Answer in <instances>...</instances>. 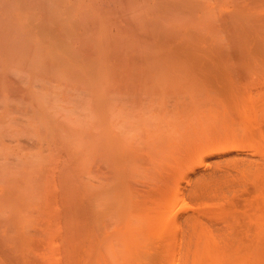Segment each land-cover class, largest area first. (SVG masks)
Segmentation results:
<instances>
[{
  "label": "bare ground",
  "instance_id": "6f19581e",
  "mask_svg": "<svg viewBox=\"0 0 264 264\" xmlns=\"http://www.w3.org/2000/svg\"><path fill=\"white\" fill-rule=\"evenodd\" d=\"M29 1L30 4L37 6L35 0ZM32 1L35 3H31ZM45 1L47 2V0ZM13 2L12 0L11 3L14 4ZM46 2L41 0L39 4L37 3L39 7H37L38 10L36 9L37 12L30 11L34 7L33 5L31 8L30 5L25 4L28 6L25 9V2L20 3L18 7H23L22 12L24 14L21 13L16 17L14 15L13 18L23 21L24 29L20 33H18L19 30L17 31V20L15 21L16 28L14 20L11 19V11L14 10L12 8H17L10 7L8 10L11 16H0V38L5 41V45L3 41L0 43L5 46L3 49L18 50L23 54L26 53L27 57L33 55V57L29 56L32 59L28 58L29 61L34 60L36 62L35 59L40 58L37 61H43V66L45 64V67L42 66L43 70L40 69L41 73L47 66L51 65L48 58L53 59L62 67L61 71L64 74L61 75L59 72L60 74L55 76L56 83L59 81V75L65 76L64 80L68 79L70 83L68 85H71L72 90L70 91L77 92V96L79 94L84 96L82 97L83 101H79V106L83 104L81 112L76 109L79 112V117L82 114L80 119L77 117L78 115H72L76 113L74 108H68L71 109L70 111L65 110V112L71 113L70 116L67 115L69 119L78 120L75 122H78L80 127L85 123L81 129L76 123L75 126L79 131L71 130V132H76L75 135L73 132L70 134V129H68V133V130L65 131L56 126V122L60 120L55 121L50 117V115H54L56 118L58 116L53 113L49 115V111H51L49 108L52 106L47 108L46 100H44L47 98V96L44 97L45 94H43L44 99H42L37 91L39 97L37 100L33 99L35 103L39 100L38 105L34 103L37 106L36 115L39 116L35 115L36 118L41 117L42 123L46 125L52 121L53 124H56L48 125L49 134L47 137L50 135V140L53 141H49L50 146L51 142L54 145V147H47L48 153L54 155L57 152L58 156H62L59 154L62 153L59 150L63 148L66 155L73 156L72 159L70 158L71 161L76 159L80 165L76 163L77 168H71L68 166L67 156H65L63 159L60 157L62 160L59 158L52 162L53 165H49V167L52 166L50 167L52 169L45 172L43 166L47 162L43 163L44 157L37 153L39 149L35 144L37 141H35L34 145L37 148L33 145L35 148H33V152L39 154V156L36 154L38 159L34 164H30L29 170H24L25 173L21 171L22 175L17 174L26 175L24 176L26 178H24V186L21 189L9 188L4 199H0V264H139L137 257H144L145 254L151 256V253L153 255L154 252L158 251L159 246L162 264H264V163H262L264 162V158H262L264 149H261L264 148L262 147L264 144L260 141L264 138L260 139L259 137L260 140H257L258 136H250L254 140L251 142L252 145L257 142L255 148L259 145L258 143L262 145H259L261 148H258L261 149L260 158L262 159L260 161L252 159L253 163L252 161L249 162L251 159L244 161V163L246 162L244 165L246 169L242 170H245L246 175L240 170L243 162L239 168L247 180L249 177L251 178L254 187L251 197L253 198L251 199L252 205H249V207L253 206V210L251 209L249 213L245 214L246 219H244L247 225L245 222L243 228L240 226L239 229L238 223L236 226L232 225L233 221L237 222L235 221L237 219L234 218H230V223L225 224L226 218L229 219L233 212L230 211L232 214L229 216L228 210L225 211L224 208L219 207L224 211L218 209L215 210L216 212L210 213L208 210L209 213H207L212 216L216 213L222 216L223 222L226 220L223 225L227 228L222 227L224 230L220 228V231L218 229L214 231L203 221L204 219L202 220L203 214L199 210L201 208H196L193 210L198 213H191V215H187L186 220L184 219L189 228L184 237L185 228H182L179 222H177L178 224L175 222V218L178 216L175 212L176 206L181 207L185 204L184 194L182 195V191L179 189V181L172 183L171 178H169L170 180L167 179V182L168 180L171 181V185L169 182V184L163 183L166 189L161 182L158 183V185L163 186L159 185L158 188H161L159 190L163 192V188L164 191L166 190V195L168 194L165 208L157 205V211L155 207L153 208L155 212L146 211L144 215L140 216V223L134 225L128 219L130 211L124 205L125 199L121 187L123 183V169L121 168L125 163L121 161L130 158L131 160L129 159L127 162L131 164L132 161L136 166L135 161H139V156L138 153H134L141 143L147 148L178 144V147L187 151L186 147H189L190 150H188L187 155L186 153L183 155V159L186 156H188L186 159H189V163L185 159L187 169L184 165L176 164L179 167L182 166L183 169L178 168V170L182 169L183 173L186 174L187 171L185 172V170L189 168V170H193L191 169L193 166L202 164L204 157L208 154L233 148V146L236 147L238 142L240 144L241 141L246 140L243 137L242 140L241 136H245V131L248 133L258 116V111H255L256 114L253 111L254 116H247L252 113L250 109V113H248L247 108L252 106L254 110L255 107L257 108V105L254 106V104L259 100L252 103V100L258 99L257 97L252 99L249 94L248 97L252 100H247L252 101L253 105L248 102L252 106L249 107L248 104H245L247 108L245 106L243 109V115H246L244 118L245 129L248 128L245 131L240 127L241 123L233 130L235 122L227 113V109L224 108L217 115L211 110L207 112V107L213 99L219 103L222 102L223 96L224 100L235 107L240 101L235 90L237 83L247 80L253 82L256 81L255 76H261V78L264 76V0H72L69 5H66L65 0H54L56 4L49 0L54 5L53 8H49L50 6L46 5L48 4ZM11 3L7 7L11 6ZM8 10L4 8V12ZM1 51L3 50L0 49ZM15 51L12 52L15 53ZM12 52L9 55L13 54L11 57L14 59L23 55L21 53L18 56V53L15 58V54ZM34 56L35 59H33ZM37 56L39 58H36ZM41 56H44V59H41ZM46 58L49 60L48 64L44 63ZM17 61L11 62L20 63ZM35 62L34 65L37 63ZM27 63L32 65L31 62ZM38 65L40 64L37 63L36 70L41 67ZM50 69L52 72L53 68ZM69 69H71L70 72ZM56 70L55 72H57ZM25 72L27 73V70ZM51 72L46 73L52 76ZM21 78L23 77L21 76ZM38 79L40 80L39 77ZM36 80L34 82H38ZM45 81L47 82V80ZM64 83L62 86L65 85ZM50 86L48 85V88ZM56 86L58 87V85ZM62 86L60 85V89L58 88L60 91L64 87ZM11 87L9 89L12 92ZM18 89L14 91L18 92L20 90ZM218 90L220 97L216 95L219 94ZM44 92L46 93L45 90ZM48 94L50 95L49 92ZM61 94L58 93L56 96L62 97L64 95V93ZM17 96L15 98L19 100L21 95ZM27 96L25 95V97ZM257 96H260L259 102L261 104L256 103L259 106H264V94ZM26 99L27 102L31 101V97ZM26 99L23 97L22 101L25 100V103ZM77 99L74 100L75 104ZM70 101L72 102V100ZM59 102L61 100L57 97L54 102L52 101V105L60 112L61 109L64 110L65 108ZM64 102L66 105H70L66 101ZM30 106L31 104L28 110L31 111ZM258 108L256 110H264V108ZM83 109H85V113H82ZM52 110L54 109L52 108ZM27 112L25 111V114ZM61 112L63 113V111ZM30 116L29 118H32ZM250 116L254 117V119L253 117L250 118V121H253L252 123L249 122L251 125L247 122ZM247 117L248 119H246ZM12 118L11 120L15 123L16 121L14 122ZM37 119L36 122H39L40 119H38L39 121ZM65 122L64 124H68ZM74 123L68 125L72 126ZM246 124L250 127L247 126L246 128ZM43 128L45 130L47 127L44 125ZM251 128L249 133L252 132ZM29 129L31 130V128ZM241 132L242 135H240ZM33 133L36 134L35 131ZM257 133L260 134L261 131ZM43 134L44 132L42 136ZM143 134L144 137L141 139L140 136ZM193 136L194 139L196 137L197 142L192 138ZM185 138H192L194 142L188 140L187 146ZM25 140L28 143V145L25 144L27 147L31 142L28 137L24 139V142ZM248 140H246L247 143L252 141L250 138ZM45 141L42 140L43 146L46 145ZM124 141H128V143L125 144ZM134 142H136V149ZM116 144H119V150H117ZM124 144L128 145V147L125 146V149L134 144L132 146L135 149L134 155L129 157L130 153H128L127 159L120 156L121 152V154L117 152L121 150L120 146ZM66 146L70 151L66 150ZM254 147L251 148L254 149ZM29 148L27 147L28 151ZM36 149L38 150L35 151ZM43 149L41 148V150ZM66 151L72 153H66ZM126 151L123 152L125 155L129 150ZM93 153L100 154L101 158L103 156L101 160L107 161L106 166L99 160V156L98 159L96 157L94 160L101 161L105 167L108 166L109 172L107 168L105 171L111 173L106 178L104 176L103 181L100 180L102 176L99 175V179L96 180L97 184L93 180V183L87 179L88 182H86L84 177L87 173L82 174L84 179L80 173L82 172L81 166L87 167L92 162ZM46 154L45 156L48 158L50 155L48 154L47 157ZM31 156H33L32 152ZM35 158L36 156L33 157V159ZM22 159L24 160V158ZM74 161L71 163L75 164ZM14 162L16 163L15 159ZM59 163L62 164L61 168L58 167ZM16 164L14 165L12 162V165L22 167L21 163ZM131 165L133 166V163ZM23 166L26 165L23 164ZM78 166L81 168L80 172L77 170ZM177 166L175 168L169 167L171 169H167L168 172L177 170ZM126 167L130 171L133 169L128 163ZM36 168L39 173H43L36 174L34 172ZM57 168H60V171L63 170L59 177L60 183L57 182ZM7 170H1L0 173ZM124 170H126L125 176L128 175L129 170ZM136 170L135 172H138ZM75 171L80 173L79 177L85 180L84 183H79L77 179H74L78 176ZM11 172L8 170L7 176L13 175ZM106 172H104L105 175ZM93 174L98 177V173L93 172ZM210 175H208L209 177L203 176V174L199 175L191 187L192 196L202 202L208 197L211 191L210 187L212 189L214 187V191L215 188L222 190V187L219 186L223 185V181V183L227 181L225 178H220L223 180L220 182L219 177L215 176V179L213 174V176ZM169 176L171 177V175ZM18 179L17 185L22 182L21 179ZM211 180H217L221 184L219 185L216 181L218 185H215L217 183L214 182V185L211 186ZM57 183L61 185V195H59ZM160 191L157 193L161 196L162 192ZM213 202H215L214 199ZM206 217L212 218L211 216ZM242 220L239 219L238 221L242 222ZM179 224L181 230L184 231L183 233Z\"/></svg>",
  "mask_w": 264,
  "mask_h": 264
},
{
  "label": "rangeland",
  "instance_id": "374dc122",
  "mask_svg": "<svg viewBox=\"0 0 264 264\" xmlns=\"http://www.w3.org/2000/svg\"><path fill=\"white\" fill-rule=\"evenodd\" d=\"M3 1H4V4H3ZM12 1V0H11ZM11 1L10 0H8V1H6V0H0V16H11V19L12 20H14V22L16 21V22H18V24H17V26H18V29H17V31L19 30V32L18 33H20L23 29H24V24H23V21H22V19H13L14 18V15H15V17L16 16H18L19 14H21V13H23L22 12V8H20V7H18V6H20V3H23V2H25L24 3V8L26 9V6L28 5H30L29 7H31L32 8V5L33 4H30V1L29 0H26V1H24V0H13L14 2V4H12L11 3ZM17 1V2H16ZM34 1V0H33ZM31 2V3H35V2ZM36 1V5L37 6H34L33 8H35V9H28V10H30L31 12H35L36 11V9L38 10V4L40 3V1L41 0H35ZM5 2H6V4H5ZM19 2V3H18ZM26 2H28V3H26ZM44 2H46L45 0H44ZM52 2H54V0H52ZM52 2L50 3L49 2V0H47V2L46 3H48V4H46V5H48V6H50L49 8H53L54 7V5L52 4ZM10 3H11V6H9V7H7V5H10ZM38 3V4H37ZM50 3V4H49ZM65 3H66V5H69V4H71L72 3V0H65ZM25 4H27V5H25ZM54 4H56V2H54ZM3 6V8L1 9V7ZM5 6V7H4ZM27 6V7H28ZM40 6V5H39ZM55 6H57V5H55ZM10 7L12 8V7H16L17 9H15V8H12V9H14V10H12L11 11V15L9 14L10 13V11L8 10V9H10ZM38 7V8H37ZM4 8H5V10H8V11H5L4 12ZM7 8V9H6ZM3 10V11H2ZM32 10H34V11H32ZM16 11V12H15ZM6 12H8V13H6ZM24 12H27L26 10H24ZM37 12V11H36ZM5 13V14H4ZM4 14V15H3ZM24 14V13H23ZM20 17V16H19ZM16 22L14 23L15 24V26H16ZM17 26H16V28H17ZM1 41H3V40H1V38H0V42ZM3 44L5 45V41H3ZM3 44H1L0 43V45H2V48H0L1 50H3V51H1L0 52V58H2V59H0V171L1 170H9V172H11V171H13V172H11V174H13V175H15L14 177H13V175H11V176H7V174H8V170L7 171H5V172H7V173H5L4 171V173H0V174H2V175H0V179H1V176H2V179L0 180V199H4V197L8 194V192H9V188H18V189H21L24 185H23V183L25 182V177L24 176H26V175H23V176H21L22 174H21V171H23V173H25L24 172V170H29L28 169V167H30V164H34L35 163V161L38 159L37 157L39 156V154H40V156H43L44 157V160L45 161H43V163H46V164H44V168H45V172H47L48 170H51L52 168H50V167H52V166H50L49 167V165H53V163L52 162H55V160L56 159H59L60 157L63 159L65 156H67L66 158H67V161H68V166H71V168L73 167L74 169H75V167L79 164V162L77 163V161H76V159H73V161H74V163L75 164H73V163H71V162H73V161H71V159L73 158V156L72 157H70L68 154L66 155L65 153H64V151H65V149H63V148H61L59 151L60 152H62V153H59L60 155H62V156H58V154H57V152L55 153V154H57V155H50L49 153H48V149H47V147L48 148H50V147H54V145L52 144V140H50V135H49V137H47V135L49 134L48 132H49V130H48V125H52L53 124V121H52V123H50V124H48V125H46V124H44V123H42V120L43 119H40V118H38V119H40V121L36 118V116H38V115H36V108H37V106L35 105V104H37V102H39V100L35 103V101L34 100H37V98L40 96V98H42V99H44L43 98V94H45L44 95V97H46L47 96V98H49V99H47V98H45L44 100H46V104H47V108H49V106L51 105L52 106V108L55 110H52V108H49V109H51V111H49V115L50 114H55V116H58L57 118L56 117H54V115H50V117H52V120L54 119L55 121L58 119V120H60L58 123L56 122V124L54 123L53 125H56V126H59V129L61 128V129H64L65 131H67L68 129H70V134L73 132V131H76L77 132V130L79 131V129H81V127H83V125L85 124V123H83V125L80 127V124L78 123V122H75V121H78V120H73L72 121V119H69V116H70V114L71 113H69L68 111H70L72 108H74V112H76V113H74V114H72V115H75L76 114V116L78 115V113L79 112H77V111H79L80 110V112H81V106L83 105H80L79 106V101L80 100H82V97H84V96H82V95H78L77 96V92L75 93V91H73V92H71L70 90H72L71 89V85H68V83H69V81H68V79H65L64 80V77L65 76H60L59 75V77H58V79H59V81L56 83V81H55V76L57 77V75L58 74H60L61 73V75H64V74H62L63 72L61 71L62 70V67H60L59 66V64L58 63H56L53 59L51 60L50 58H46L45 59V62L44 63H46V64H48V61H49V63L51 64H49L50 66H47V68L46 69H44V73L42 72L41 73V70L40 69H42L43 70V68H42V62L43 61H37V60H39L40 58L37 56L36 58H39V59H35V56H34V58L33 59H35L36 60V62L38 63V64H40L41 65V67L40 68H37V69H39L40 70V73H39V70H36V65H37V63L33 60V61H29L28 60V58H30L29 56H31V55H28V57H27V55H26V53H24L23 54V52H19L18 50H11V49H8V48H4L3 49V47H5ZM9 51H8V50ZM6 50V51H5ZM12 51H15V53L14 52H12ZM14 53L15 55H14V57L16 58V56H17V54H18V56H20L21 55V53L23 54V55H21L20 56V58L19 57H17L16 59H14V58H12L13 56V54H11V56L9 55L10 53ZM3 53V54H2ZM2 54V55H1ZM9 57H11L10 59H9ZM31 57H33V55L31 56ZM44 56H41V59L43 58ZM7 59V60H6ZM44 59V58H43ZM17 60H19V61H17ZM30 60H32L31 58H30ZM11 61H14V62H20V63H14V62H11ZM24 61V62H23ZM25 62H26V64H25ZM27 62H31L30 64H32V65H29V63H27ZM34 62L36 63L35 65H34ZM11 63V64H10ZM9 64H10V66H9ZM19 64V65H18ZM21 64V65H20ZM28 64V65H27ZM18 65V66H17ZM24 65H25V67H24ZM40 65H38V66H40ZM29 66V67H28ZM30 66H32V67H30ZM35 66V67H34ZM24 67V68H23ZM34 67V68H33ZM43 67H45V64H44V66ZM53 68L52 69V72H51V69L50 68ZM55 67H57L56 69H54ZM25 68H27L26 70H27V73L24 71V69ZM59 68V69H58ZM12 69V70H11ZM32 69V70H31ZM50 69V70H49ZM33 70H35V71H33ZM53 70H54V72H53ZM55 70L58 72H55ZM70 70L71 69H69V72H70ZM17 71V72H16ZM49 71L51 72V74H52V76L51 75H49L48 73H49ZM46 72H48V73H46ZM60 72V73H59ZM14 73H15V75H14ZM37 73H39V74H37ZM24 78H21V76ZM40 74H41V76H42V74H43V76L41 77L40 76ZM45 75V76H44ZM51 77H49V76ZM29 76V77H28ZM40 78V80H41V82H40V80L38 79V77ZM20 77V78H19ZM62 77V78H61ZM256 78V81H251V80H247V81H242V82H238L237 83V86H235V90L237 91V95L239 96V99H240V101H239V104H236L235 105V107H233V104H231L230 102H228V101H226V100H224V96H223V101L222 102H218V101H216V100H212V101H210L211 103L208 105V107H207V112L208 111H212L214 114H220V112H222L223 110H224V108L225 109H227L228 110V112L227 113H229L230 115H231V117L233 118V120H234V122H235V125H234V123H233V128L235 127H238V125H240L239 123H241V128L245 131V130H247L248 128H247V126H249V125H251V123L253 122V121H250V118L251 117H253L254 115H253V113L255 112V111H258L257 113V120H254V123H252V125H253V127L251 128L250 126V128L252 129V132H250L249 133V130H250V128H249V130H248V133L250 134H248L247 133V131H245L244 133H245V136H243L242 135V132H241V134L240 135H242L241 136V139H242V137H243V139H246L247 141H249L248 139L250 138L252 141H250V142H248L249 144H251L250 146H249V144L246 142V140H243V142L241 141L240 142V144H239V142H238V145L236 146V147H234L233 146V148L231 147V148H228V149H225V150H220V151H216V152H213V153H211V154H208L207 156H205L204 157V161H203V163L202 164H199L198 166L197 165H195V167L193 166V168H191V169H193V170H185V172H186V174L185 173H183V168H182V166L184 165V167H185V163L187 162L186 160H188V162L187 163H189V159H186L188 156H186V160L185 159H183L184 157H183V155L186 153V155H187V152H188V150H190L189 149V147H186V143H188V140L190 141L191 140V142H194L193 141V139H194V136L191 138V139H189V138H185V147L188 149L187 151H186V149H184V148H182V147H178V144H172V145H168V146H165L164 147V145L163 146H157V147H152V146H150V148H147V147H145L144 146V144H139V148L137 149V151L135 152L134 150L136 149V142H134L135 143V145H134V148L132 149L131 147L130 148H127L128 147V145H125L126 143H128V141L127 142H125L124 141V147L123 146H120L121 147V150L120 151H117L118 153H120L121 155L120 156H123V158H125V159H127L126 157H127V155H128V153H130L129 154V157L134 153V154H136V153H138V156H139V161H135V164H136V166L134 165V162H132L131 161V164L133 163V166L135 167H133L131 164H129V162H127V161H129V159H127L126 161L125 160H123V161H121L122 163H124V166L121 168L120 166V168L121 169H123L121 172H122V180H123V183H122V185H121V187H122V194L124 195V199H125V206H126V208H127V210L128 211H130L129 212V220L132 222V223H134V225H138L139 223H140V220H141V218H140V216L141 215H144V213L146 212V211H153V212H155L154 210H153V208L155 207V209H156V211L158 210V206L157 205H160V206H163L164 208H165V206H166V200L168 199L167 198V195H166V190L164 191V189H166V186L164 185V184H166V182H167V179H169V178H171L172 179V183L173 182H177V181H179V189H181V191H182V195L184 196L183 197V199H184V205L183 206H181V207H179L178 205L176 206L177 208H176V214L178 215V216H176V223L177 222H179L180 224H181V227L183 228H185L184 230H185V235H184V237L187 235V229H189L188 227H187V222L185 221L186 220V217H188L187 215H191V213L193 214V213H198V212H194L195 210H193V209H198V208H201V209H199L200 211H201V213L203 214V218H202V220L205 222V223H207V225H209V227H211V228H213L212 230H214L215 231V229H218V231H220V228L222 229V230H224L225 229V225H223L224 224V222H225V224H229L230 223V221H231V219L230 218H234V219H237V220H235V221H237V222H234L233 221V223H232V225L234 224L235 226L237 225L236 223H238L239 224V226H237V227H239V229H240V226H242L241 228H243V227H245V217H246V215L245 214H247V213H249L250 211H251V209L253 208V206H250L249 207V205H252V203H251V199H253V198H251L253 195V186H252V183H253V181L251 180V178L247 175V177H249L248 178V180H247V178H246V174L247 173H244V171L242 170V169H244L246 166H244L245 164H246V162L244 163V161H248V159H251L249 162H251L252 161V159H257L258 161H260V159H262V158H264V156H262V158H260V154H262V152L260 153V150L261 149H264V148H261V144L260 143H258L259 145H261V146H257L256 148L254 147L255 145H257L256 143L257 142H255V145H252V143L251 142H253L254 140L252 139L254 136L255 137H257L256 139L258 140L259 139V137H260V139L261 138H264V110H256L258 107H261V108H264V106H259V104H261V102H259L260 101V99H259V97L257 96V95H262V94H264V93H262V92H264V84H262V83H264V76H262V78H261V76H255ZM260 77V78H259ZM11 78V79H10ZM13 78V79H12ZM38 80V82H39V84H38V82H34V80H36V79ZM45 78H47V79H45ZM54 78V79H53ZM61 78V79H60ZM16 79V80H15ZM63 79V80H62ZM254 79V78H253ZM252 79V80H253ZM13 80V81H12ZM24 80V81H23ZM36 80V81H37ZM45 80H47V82L45 81ZM51 80H53V81H51ZM57 80V79H56ZM61 81H63V82H65L64 84L65 85H63L62 86V84H63V82H61ZM258 81V82H257ZM10 82V83H9ZM21 82V83H20ZM257 82V83H256ZM35 83H36V85H35ZM38 84V85H37ZM46 84V85H45ZM70 84V83H69ZM40 85V86H39ZM48 85L50 86V88H48ZM56 85H58V87L56 86ZM60 85L63 87L62 88V90L60 91L59 89H60ZM10 86H12L11 87V89L13 90L12 92L10 91V89H9V87ZM18 86H20V87H18ZM24 86H25V89H24ZM37 86V87H36ZM23 87V88H22ZM39 87V88H38ZM40 87H41V89H40ZM46 87V88H45ZM68 87H70L69 88V91H70V93H69V91H67L68 90ZM16 88V89H15ZM20 90H19V89ZM59 88V89H58ZM19 90L18 92H16V91H14V90ZM40 89V90H39ZM54 89H56L55 91H54ZM64 89V90H63ZM262 89V90H261ZM25 92H24V91ZM44 90L46 91V93L44 92ZM21 91V92H20ZM37 91H38V93H39V96H38V93H37ZM43 91V92H42ZM50 93V95L48 94V92ZM54 92H56V93H54V95H53V93ZM63 91V92H62ZM262 91V92H261ZM14 92V93H13ZM61 92H62V94L64 93V95H62L61 94ZM66 92V93H65ZM261 92V93H260ZM4 93V94H3ZM18 94L19 96L21 95V97H19V96H17L16 94ZM20 93V94H19ZM22 93V94H21ZM37 93V94H36ZM42 93V94H41ZM58 93H60L61 95H62V97H60V95L58 96H56V94H58ZM218 93L219 94H216L218 97H220V92H219V90H218ZM259 93V94H258ZM15 94V96H17V97H19V100L17 99V98H15V96H12V95H14ZM30 94H32V96H29ZM67 94V95H66ZM72 94V95H71ZM74 94H76V95H74ZM249 94H250V97L253 99V97L254 98H258V99H254V100H252V99H250L248 96H249ZM25 95H28L27 97H31V101L29 100V102H27L28 100L26 99L27 97H25ZM42 95V96H41ZM49 95V96H48ZM73 96V97H71L70 98V96ZM34 96V97H33ZM51 96V97H50ZM23 97H24V99H26V102L24 103V101H22V99H23ZM57 97H59L60 98V100H61V102H59V104H62L63 106H64V110H60V112H59V109L57 110V108L54 106L53 107V105H52V101L54 102V100H56L57 99ZM67 97H69V98H67ZM74 97H76V98H74ZM52 98V99H51ZM74 98V99H73ZM77 98H80V99H77ZM18 101H17V100ZM34 99V100H33ZM63 99V100H62ZM68 99H69V101L70 100H72V102L70 101H68ZM75 99H77L76 100V104H77V101H78V104H77V106H79L78 108H77V106H76V104L74 103V100ZM83 99H85V98H83ZM247 99H250V100H252L251 102L252 103H254V101L255 100H259V101H256L257 103H259V104H257L256 102H255V104H254V106H256L257 105V108L255 107V110L254 109H252V103L250 102V100H247ZM52 100V101H51ZM247 100V101H246ZM64 101H66L67 103H69L70 105H66L65 104V102ZM83 101V100H82ZM47 102H49V103H47ZM248 102H250L251 104L249 105V103ZM26 103H27V106H26ZM31 104V108H32V112L30 111V110H28V107H29V105ZM35 103V104H34ZM72 103V104H71ZM25 104V105H24ZM29 104V105H28ZM65 104V105H64ZM252 106V107H250V108H247V106ZM24 105V106H23ZM38 105V104H37ZM36 106V107H35ZM50 106V107H51ZM68 106V107H67ZM73 106V107H72ZM75 106V107H74ZM246 106V108L248 109V111H249V109L250 110H252L251 112L252 113H250V111L248 112V113H250V114H248L247 116H249V115H253V116H250L249 117V120H247V122H248V124L249 125H247L246 124V128L247 129H245V121H244V118H245V116L246 115H243V112H244V107ZM18 107H20V108H18ZM71 107V109H68V108H70ZM30 108V109H31ZM245 108V110L247 111V109ZM254 108V107H253ZM17 109V110H16ZM48 109V110H49ZM68 109V111H66V112H68V113H66L65 112V110H67ZM76 109H77V111H76ZM259 109V108H258ZM243 110V111H242ZM23 111V112H22ZM25 111H28L26 114H25ZM61 111H63V113H64V115H63V113L61 112ZM254 111V112H253ZM30 112V113H29ZM56 112V113H55ZM261 112V113H260ZM82 113H85V109H83L82 110ZM32 114V116H30ZM246 114V113H245ZM254 114H256V112L254 113ZM24 115V116H23ZM28 115V116H27ZM36 115V116H35ZM67 115H69V116H67ZM29 116L30 117H32V118H29ZM244 116V117H243ZM13 117V118H12ZM29 119H28V118ZM39 117V116H38ZM49 116H48V118H50ZM60 117V118H59ZM73 117V116H72ZM75 117V116H74ZM79 119H80V117H82V114H81V116L79 117V115L77 116ZM11 118L14 120V122L15 123H13V121L11 120ZM24 118V119H23ZM27 120H26V119ZM34 118H36L37 119V121H39V122H36V119H34ZM56 118V119H55ZM246 119H248V117L246 118ZM252 119V118H251ZM253 119H254V117H253ZM10 120V125H9V123H8V121ZM33 120H35V121H33ZM66 122H65V121ZM70 120H71V122H70ZM22 121V122H21ZM29 121V122H28ZM242 121H244L243 123H242ZM256 121V122H255ZM31 122V123H30ZM36 123V124H34V123ZM64 122L65 123H67L68 122V124H71V123H74V124H72V126L71 125H68V124H64ZM249 122H251V123H249ZM20 124V125H17V124ZM46 123V122H45ZM61 123V124H60ZM76 123L78 124V128L79 129H77V127L75 126L76 125ZM30 124V125H29ZM40 124H42L41 126H40ZM242 124H243V126H242ZM46 126L47 128L44 130V128H43V126ZM15 126V127H14ZM34 126V127H33ZM37 126V127H36ZM69 126V127H68ZM41 127V128H40ZM72 127H73V129H72ZM231 127V126H230ZM29 128H31V130L29 129ZM75 128H76V130H75ZM232 128V127H231ZM235 128L233 129V130H235ZM33 129H35V130H33ZM41 131H40V130ZM254 129V130H253ZM38 132H37V131ZM71 130H73L72 132H71ZM23 131V132H22ZM36 132V134H39V135H36V134H34L33 132ZM236 131H238V130H236ZM242 131V130H241ZM260 131H261V133H260ZM31 132V133H30ZM44 132V134H43V136H42V133ZM68 133H69V130L67 131ZM76 132H73L74 133V135L76 134ZM257 132H259L260 134H258ZM20 133V134H19ZM240 133V132H239ZM238 133V134H239ZM257 133V134H256ZM23 134V135H22ZM24 134H25V136H24ZM41 134V135H40ZM237 134V135H238ZM246 134H248L247 136H249V137H247L246 136ZM255 134V135H254ZM31 135V136H30ZM46 137H45V136ZM253 136V137H250V136ZM20 139H19V138ZM28 137V140L31 142V143H29V146H27L28 148L30 147L31 148V152H32V155L33 156H31L30 157V154H31V152H30V148H29V151H28V149H27V147H25L26 145H28V143H27V140H25V142H24V139H26V138ZM44 137V138H43ZM144 137V134L143 135H141L140 136V138L142 139ZM23 138V139H22ZM49 138V139H48ZM13 139H15V140H13ZM18 139V141H16ZM22 139V140H21ZM33 141H32V140ZM45 139H47L46 141H45ZM255 139V138H254ZM255 139V140H256ZM259 139V140H260ZM19 140H21V141H19ZM42 140L43 141H45L46 143V145H44L43 146V144H44V142L42 143ZM194 140H196V137H195V139ZM256 140V141H257ZM262 140H264V139H261L260 141L262 142V144H264V141H262ZM24 143H23V142ZM35 141H37L36 143H35ZM49 141H52L51 142V146H50V143H49ZM140 141V140H139ZM240 141V140H239ZM245 141V142H244ZM15 142V143H14ZM16 142H18L17 144H16ZM20 142H22V143H20ZM33 142V143H32ZM39 142H41L40 144H39ZM120 142V141H119ZM118 142V143H119ZM196 142H197V140H196ZM34 143L35 144H37V147H38V149H36L35 151H37V153H39V154H37L36 152H33L34 150H33V148H34V146L36 147V145H34ZM49 143V144H48ZM20 144V145H19ZM26 144V145H25ZM32 146H31V145ZM22 145V146H21ZM34 145V146H33ZM40 145H41V147H40ZM49 145V146H48ZM117 145V150H119L120 148H119V144H116ZM122 145V144H121ZM189 145H191L190 143H189ZM192 145H194L193 143H192ZM244 145V146H243ZM22 147L21 149H22V152H21V149H20V147ZM46 146V147H45ZM125 146H127L126 147V149H125ZM183 147H184V145H182ZM188 146V145H187ZM19 147V148H18ZM25 147V148H24ZM36 147V148H37ZM40 147V148H39ZM43 147H44V149H43ZM67 147V146H66ZM122 147H123V150H122ZM251 147H254V149H252ZM261 148L260 150L258 149V148ZM262 147H264V146H262ZM41 148L43 149V150H41ZM68 148V147H67ZM66 148V150L67 151H70L69 150V148L67 149ZM191 148H193L192 146H191ZM27 151H26V150ZM35 149V148H34ZM46 149V150H45ZM63 149V150H62ZM129 151H128V150ZM128 152H127V151ZM133 150V151H132ZM186 152H185V151ZM256 150H259V151H256ZM43 151H44V153H43ZM58 151V152H59ZM66 151V153H72V152H67ZM99 151H101V150H99ZM127 152L126 153V155H125V153H123V152ZM23 152H24V154L26 155V157H25V155L23 154ZM47 154H46V153ZM132 152V153H131ZM53 153V152H52ZM27 154H28V157H27ZM38 156H37V155ZM45 154L47 155V157L49 158H46V156H45ZM49 154V155H48ZM133 154V155H134ZM22 155V156H21ZM93 155H94V157H93ZM93 155L91 156V158H93V160H91L92 162L89 164V165H87V167H89L88 169H86L87 167H84V166H81L82 167V172H80L81 170V168L78 166V169L77 170H79V172L81 173V176H82V178L84 177V175L86 174V176H88L87 178H86V176L84 177L85 178V180L87 179V180H89V182L91 183H93V181H95L94 183H98V182H96V180H98L99 179V177L100 176H102V178H100V180H104L105 178H106V176H110L111 175V173L109 174V173H107L106 171H105V169L107 168V171H108V166L107 167H105L106 166V164H108L107 163V161L106 160H101L102 158H103V156H102V158L100 157L101 155L100 154H97V153H93ZM132 155V156H133ZM17 156V157H16ZM36 156V158L35 159H33V157H35ZM58 158H57V157ZM98 156H99V160H101L104 164H105V166H104V164H102V162L101 161H95L94 160V158L96 159V157H97V159H98ZM131 156V157H132ZM24 158V160L22 159V158ZM19 160H18V159ZM60 158V160H62ZM71 158V159H70ZM14 159H15V161H16V163L17 164H20L21 163V165H22V167H20V165H17L15 162H14ZM48 159V160H47ZM131 160V159H130ZM256 160V161H257ZM5 163H4V162ZM20 161V162H19ZM22 161H23V164L24 165H26V166H23V164H22ZM255 161V160H254ZM255 161V162H256ZM262 161V160H261ZM12 162L14 163V165L16 164L17 166H14V165H12ZM30 162V163H29ZM38 162V161H37ZM96 162V163H95ZM190 162H192V161H190ZM242 162H243V165H241V168H240V164H242ZM254 162V163H255ZM29 163V164H28ZM50 163H52V164H50ZM76 163H77V165H76ZM95 163V164H94ZM127 163H128V165L129 166H131L133 169V171L131 172L130 170H129V168H127L126 167V165H127ZM140 163V164H139ZM193 163V162H192ZM192 163H190V164H192ZM252 163H253V161H252ZM257 164H260V163H258V162H256ZM255 163V164H256ZM262 163H264V162H262ZM7 164H9V165H7ZM60 165L58 166V167H60L61 168V163H59ZM72 164V165H71ZM119 164H121V163H119ZM138 164H139V166H138ZM176 164H180V165H182V166H177ZM249 164V163H248ZM36 165H37V163H36ZM48 165V166H47ZM64 165V164H63ZM76 165V166H75ZM80 165V164H79ZM123 165V164H122ZM4 166V167H3ZM47 166V167H46ZM86 166V165H85ZM93 166V167H92ZM172 166H174V167H172ZM175 166H177L176 168H177V170H175L174 169V171L173 172H168L171 168H175ZM244 166V167H243ZM19 167V168H18ZM24 167V168H23ZM26 167V168H25ZM50 169H49V168ZM169 167H171V168H169ZM189 167V166H188ZM192 167V166H191ZM4 168V169H3ZM22 168H23V170H22ZM48 168V169H47ZM60 168H57V171H59V172H57L56 171V173L58 174H56L58 177H57V182L58 183H60V175H61V173L63 172V170L61 169V171H60ZM70 168V169H71ZM77 168V167H76ZM92 168H93V171H92ZM150 168V169H149ZM178 168H182V169H180V171L178 170ZM186 168V167H185ZM184 168V169H185ZM236 168V169H235ZM239 168H240V170L241 171H243V174H245V175H243L242 174V172L239 170ZM84 169V170H83ZM86 169V170H85ZM124 169H127V170H129V173H127L128 175H126L125 176V172H126V170H124ZM135 169H137L138 170V172H135ZM167 169H169V170H167ZM187 169V168H186ZM246 169V168H245ZM11 170V171H10ZM136 170V171H137ZM150 170H152V171H150ZM165 170H167V171H165ZM73 171V170H72ZM2 172V171H1ZM34 172L36 173V174H38L39 173V171H38V169L36 168V169H34ZM75 172H77V171H75ZM75 172H74V174H75ZM79 172H77V174H78V176L75 174V176H77V178L75 177L74 179H77V181H79V183L80 182H83L84 183V181L85 180H83V179H81V177H79L80 176V173ZM93 172H96V173H98L97 174V176L98 177H95L96 176V174H93ZM104 172H106L107 174L105 175V173ZM109 172V171H108ZM131 172V173H130ZM135 172V173H134ZM237 172H238V174H237ZM241 172V173H240ZM15 173V174H14ZM43 172H41V173H39V174H42ZM73 173V172H72ZM104 173V174H103ZM149 173V174H148ZM10 174V173H9ZM17 174H21V175H17ZM73 174V175H74ZM82 174H84V175H82ZM203 174V176H207V177H209L208 175L209 174H211L210 176H213L214 175V178L216 179V177L215 176H217V178L219 177V181L221 180V181H223L222 179L223 178H225V181L227 182H225V183H223L222 182V184L223 185H221V186H219V187H222V190H221V188H215V191H214V187H213V189L210 187V189H211V191H212V193L210 194V192H209V195H208V197L207 198H209V199H207V198H205V200H203V202L201 201V200H198V199H196L195 197H193L192 195L193 194H191L192 192H191V190H192V188L191 187H193L192 186V184L193 183H195V180H196V177H198L199 175H202ZM213 174V175H212ZM217 174V175H216ZM240 174V175H239ZM100 175V176H99ZM169 175H171V177L169 176ZM222 177H221V176ZM225 175V176H224ZM239 175V176H238ZM105 176V178H103ZM125 176V177H124ZM167 176H169V177H167ZM245 178H244V177ZM21 177H23L22 179H21ZM128 177V179H126ZM183 177V178H182ZM7 180H6V179ZM9 178V179H8ZM21 179L20 181H22L21 182V184L19 183L18 185H17V179ZM25 178V179H24ZM214 178H212V179H214ZM220 178H222V179H220ZM18 179V180H19ZM95 179V180H94ZM125 179H126V181H125ZM6 180V181H5ZM81 180V181H80ZM83 180V181H82ZM86 180V182H88ZM93 180V181H92ZM102 180V181H103ZM161 180V181H160ZM164 180H166L165 182H164ZM170 180V179H169ZM169 180H168V182H169ZM8 181V182H7ZM20 181H18V182H20ZM76 181V180H75ZM212 181V180H211ZM210 181V183H211V186H213L214 185V182L215 183H219V185L221 184L219 181H217V180H215V181H212L211 182ZM217 181V182H216ZM124 182H125V184H124ZM161 182V184L162 185H164L165 186V188L163 189L162 188V190H163V192L162 191H160L159 189H161V188H158V186L159 185H161V184H159L158 185V183H160ZM167 182V183H168ZM171 182V181H170ZM169 182V183H170ZM5 183H7L6 185H5ZM9 183V184H8ZM57 183V185H59V195H61V185L60 184H58ZM164 183V184H163ZM168 183V184H169ZM218 183L217 184H215V185H218ZM157 185V186H156ZM161 185V187H163ZM169 185H171V183L169 184ZM160 187V186H159ZM215 187H217V186H215ZM156 189V190H155ZM217 189V190H216ZM154 190L156 191L155 193H154ZM190 190V191H189ZM157 191H160V192H162V195L160 196V194H158L157 193ZM217 191V192H216ZM159 192V193H160ZM191 192V193H190ZM222 192V193H221ZM218 193V194H217ZM153 195H154V197H153ZM155 195H157V196H155ZM159 195V196H158ZM213 195V196H212ZM226 196V197H225ZM157 197V198H156ZM224 197V198H223ZM154 198H156V200H154ZM196 199V200H195ZM207 199V200H206ZM213 199H214V201L215 202H213ZM210 200V201H209ZM195 201V202H194ZM230 201V202H229ZM200 202V203H199ZM208 202V203H207ZM213 202V203H212ZM253 202V201H252ZM204 203V204H203ZM224 204V205H222V204ZM219 204H221V205H219ZM229 204V205H228ZM232 206H231V205ZM214 205H216V206H214ZM200 206V207H199ZM212 206V207H211ZM225 206H227V207H225ZM232 207V209H231V207ZM219 207H222V208H224L225 209V211H227L228 210V212L227 213H229V216L232 214L231 212H233V214L229 217L228 215V217H229V219H227L226 218V220L223 222V218L221 219V217L222 216H220V215H218L217 213H216V215H214V216H212V215H209L208 213H209V211H210V213H212V212H216L218 209L219 210H221L222 208H219ZM178 208H179V210H178ZM212 209V210H211ZM178 210V211H177ZM207 210V211H206ZM209 210V211H208ZM216 210V211H215ZM223 210V209H222ZM221 210V211H222ZM253 210V209H252ZM197 211V210H196ZM203 211H206L205 213L203 212ZM224 211V210H223ZM231 211V212H230ZM208 212V213H207ZM126 213V212H125ZM237 213V214H236ZM206 214H208V215H206ZM238 215L237 216V218H235L236 217V215ZM217 215H218V219H217ZM184 216V217H183ZM206 216H211L212 218L210 219L209 217H206ZM220 216V217H219ZM200 217H201V214H200ZM240 217V218H239ZM207 218V219H206ZM217 220H216V219ZM245 218V219H244ZM185 219V220H184ZM210 219V220H209ZM219 219H221L220 221H219ZM240 219V221L242 220V222H239L238 220ZM185 221V223H184V221ZM229 220V221H228ZM183 221V222H182ZM229 222V223H228ZM243 223V224H242ZM178 224V223H177ZM180 224H179V228H180ZM187 224V225H186ZM244 225V226H243ZM246 225H247V222H246ZM186 226V227H185ZM214 226V227H213ZM234 226V227H235ZM224 229H223V228ZM233 227V228H234ZM236 227V228H237ZM182 228H180V230L182 229ZM227 228V227H226ZM235 228V229H236ZM182 231V233L184 232L183 230H181ZM217 231V230H216ZM183 237V238H184ZM183 241L185 242V238L183 239ZM160 250H161V248H160V246H159V249H158V251L157 252H154V250H152L151 249V251H153L154 253H153V255H152V253H151V256H149V254H145V253H143V254H145V256L144 257H137V260L139 261V264H162L163 262H162V257H161V253H160ZM147 251V250H146ZM171 258H172V256H171Z\"/></svg>",
  "mask_w": 264,
  "mask_h": 264
}]
</instances>
